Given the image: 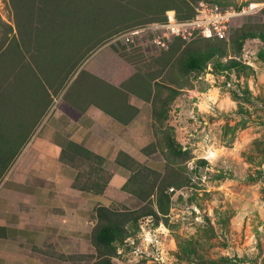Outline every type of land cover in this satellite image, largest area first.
Returning a JSON list of instances; mask_svg holds the SVG:
<instances>
[{"label": "rangeland", "instance_id": "rangeland-1", "mask_svg": "<svg viewBox=\"0 0 264 264\" xmlns=\"http://www.w3.org/2000/svg\"><path fill=\"white\" fill-rule=\"evenodd\" d=\"M190 1L196 6L201 0ZM206 1L236 8L241 14L233 20L229 38L221 39L223 53L205 69L194 70L186 64L194 49L208 44L203 36L175 44L172 51L169 47L152 51L140 38L128 43L121 36L147 22L105 41L91 42L80 66L118 86L136 73L143 78L133 84L138 91L130 92V102L140 110L128 128L133 152L140 167L160 173L159 179L169 175L185 180L182 186L170 188V199L162 210L156 192L144 201L123 190L122 184L133 172L124 169L123 173L115 162L109 163V170L120 172L117 176L122 181L114 183L103 200L113 209H137L148 202L160 219L157 223L155 215H145L123 231L124 241L106 249L116 264H264V58L258 54L264 42L249 37L240 45L238 38L242 27L264 28V0ZM21 24L14 0H0V53L9 42L22 41ZM124 47H142L141 51L157 56L151 64L155 69L148 71L123 57ZM12 57L10 63L15 66L19 55ZM233 61L240 63L238 68L225 71L222 66ZM157 72L161 73L155 82L150 77ZM149 80L159 100H166L155 102L159 115L153 100L144 98ZM123 86L131 89L129 83ZM64 91L55 94L54 100L61 99ZM34 138L29 141L32 147L43 143L41 133ZM169 139L182 148L181 154L174 152ZM89 247L87 253H96ZM77 259L80 264L93 261Z\"/></svg>", "mask_w": 264, "mask_h": 264}, {"label": "trees", "instance_id": "trees-1", "mask_svg": "<svg viewBox=\"0 0 264 264\" xmlns=\"http://www.w3.org/2000/svg\"><path fill=\"white\" fill-rule=\"evenodd\" d=\"M74 3L76 6L69 10ZM14 4L22 22L19 26L22 41L9 42L0 53V182L30 141L40 120L55 103V94L62 90L65 91L60 103L71 112L72 109L84 112L95 104L126 123L136 114V106L130 102V92L138 91L133 84L143 78L137 77L136 73L131 81L126 82L131 86L129 89L123 86L126 83L118 86L87 69L80 70L91 50L87 52L91 42L110 39L135 24L163 20L168 9H176L181 19L193 17L196 13V6L190 0H14ZM110 5L113 6L112 11L109 10ZM124 18L126 21L119 22ZM249 37H259L264 42V28H240V45ZM203 38L208 40V44L205 48L194 49L186 61L191 69H205L211 59L223 53L225 42L220 38ZM183 41L180 37L175 38L168 51L175 50V44L180 46ZM141 50L142 47H124L123 57L144 65L142 68L148 71L155 69L151 64L157 56ZM14 54L19 55L15 66L10 63ZM258 54L264 58V49ZM238 64L233 61L222 67L230 71L231 68L237 69ZM160 73L150 79L158 81ZM71 78L73 80L68 85ZM147 88L148 94L144 98L153 100L154 112L159 115L161 110L156 108L155 102L166 100L162 97L159 100L157 90H152V81H147ZM169 141L176 154L183 152L174 141ZM147 147L143 148L144 151ZM60 158L78 168L74 186L104 194L111 175L103 166L105 158L102 155L71 141L62 149ZM116 160L133 172L123 184V189L144 201L156 192L162 210L170 199V188L182 186L185 182L169 175L159 179L160 173L145 165L140 167V160L124 150L119 152ZM145 215H155L157 223L160 220L158 212L148 202L137 209H113L99 204L96 207L97 222L91 233L96 253L65 257H88L93 260L91 264H116L106 249L122 243L123 231L130 224L136 225ZM5 234V228L0 226V235Z\"/></svg>", "mask_w": 264, "mask_h": 264}, {"label": "crops", "instance_id": "crops-1", "mask_svg": "<svg viewBox=\"0 0 264 264\" xmlns=\"http://www.w3.org/2000/svg\"><path fill=\"white\" fill-rule=\"evenodd\" d=\"M133 105L136 114L126 123L95 104L84 112H71L60 99L55 101L34 135L41 133L43 143L32 147L34 137L30 139L0 182V226L6 231L0 235V264H80L65 255L87 253L90 245L94 251L96 207L108 205L102 196L122 181L120 172L109 170V163L126 173L128 168L116 160L119 152L138 159L128 130L140 111ZM71 141L105 158L103 166L111 177L104 194L73 185L78 168L60 158Z\"/></svg>", "mask_w": 264, "mask_h": 264}, {"label": "built area", "instance_id": "built-area-1", "mask_svg": "<svg viewBox=\"0 0 264 264\" xmlns=\"http://www.w3.org/2000/svg\"><path fill=\"white\" fill-rule=\"evenodd\" d=\"M238 14L241 12L236 8L222 7L217 3L201 0L196 5L193 17L181 19L176 9H168L165 19L136 25L121 36L128 43L140 38L152 51L169 47L170 42L178 37L191 40L193 36L200 35L225 39L229 38L233 20Z\"/></svg>", "mask_w": 264, "mask_h": 264}]
</instances>
